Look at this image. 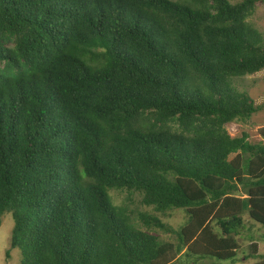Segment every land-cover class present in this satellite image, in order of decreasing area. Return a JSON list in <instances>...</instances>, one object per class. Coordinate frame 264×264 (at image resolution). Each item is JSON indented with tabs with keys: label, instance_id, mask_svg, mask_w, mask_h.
<instances>
[{
	"label": "trees",
	"instance_id": "obj_1",
	"mask_svg": "<svg viewBox=\"0 0 264 264\" xmlns=\"http://www.w3.org/2000/svg\"><path fill=\"white\" fill-rule=\"evenodd\" d=\"M259 2L0 0L8 257L19 248L21 264L227 260L241 250L246 214L264 231V125L257 143L226 128L264 107L235 83L264 70V34L250 21ZM110 189L138 191L154 212L138 223ZM180 213L176 230L164 217Z\"/></svg>",
	"mask_w": 264,
	"mask_h": 264
},
{
	"label": "rangeland",
	"instance_id": "obj_2",
	"mask_svg": "<svg viewBox=\"0 0 264 264\" xmlns=\"http://www.w3.org/2000/svg\"><path fill=\"white\" fill-rule=\"evenodd\" d=\"M231 2H237L240 0H230ZM250 21L255 24L256 28L264 34V2L257 3L256 12L250 18ZM236 86L240 90H246L254 99L256 105L264 106V70L257 72L253 75H248L243 78L237 79L235 81ZM264 125V107L255 115L252 116L250 120L245 123L231 122L226 125V128L231 136H240L242 131L248 132L250 137L249 140L252 143H257L263 138L258 133V129ZM115 189V188H112ZM109 190L111 198L115 205L124 207L130 217L139 222V213L147 212L153 213L151 207L145 206L141 199L142 195L138 191H129L126 189L122 190ZM177 211H183L182 209H176ZM185 215L180 213L176 217L172 218V223L169 218L164 220L167 221L174 229L178 230L182 225L185 224L186 220H182ZM171 218V217H170ZM244 230H241L240 241L241 250L237 252V255L233 259L219 260L217 258H205L199 260L198 256L195 254L178 255L177 264H254L264 258V231L260 224L253 222L247 215L244 216ZM180 220V221H179ZM182 220V221H181ZM185 221V222H184ZM13 227V220L10 215H5L3 217L2 223L0 225V264H21V251L19 248L11 249L9 257L6 255L7 251L10 249L11 233ZM243 231V232H242ZM161 241H171L176 244L178 238L174 240V235L169 234V232H163L157 230L155 232ZM253 239L260 245L258 254H250L249 241ZM177 245V244H176ZM250 254V256L245 259V253Z\"/></svg>",
	"mask_w": 264,
	"mask_h": 264
},
{
	"label": "crops",
	"instance_id": "obj_3",
	"mask_svg": "<svg viewBox=\"0 0 264 264\" xmlns=\"http://www.w3.org/2000/svg\"><path fill=\"white\" fill-rule=\"evenodd\" d=\"M239 188H240L241 193L244 194V193H245V189H244V187H243L242 185H239ZM246 215H247V214H246ZM247 216H248V215H247ZM248 218H250V217L248 216Z\"/></svg>",
	"mask_w": 264,
	"mask_h": 264
},
{
	"label": "bare ground",
	"instance_id": "obj_4",
	"mask_svg": "<svg viewBox=\"0 0 264 264\" xmlns=\"http://www.w3.org/2000/svg\"><path fill=\"white\" fill-rule=\"evenodd\" d=\"M19 170H21V169H19ZM24 180V179H23ZM16 217V216H15Z\"/></svg>",
	"mask_w": 264,
	"mask_h": 264
}]
</instances>
